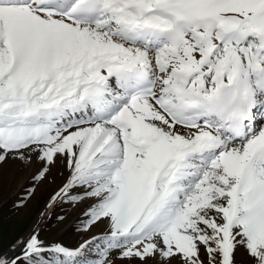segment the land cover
<instances>
[{"label": "snow or ice", "instance_id": "6c2138e0", "mask_svg": "<svg viewBox=\"0 0 264 264\" xmlns=\"http://www.w3.org/2000/svg\"><path fill=\"white\" fill-rule=\"evenodd\" d=\"M54 170L0 264H264V0H0V188Z\"/></svg>", "mask_w": 264, "mask_h": 264}, {"label": "rangeland", "instance_id": "374dc122", "mask_svg": "<svg viewBox=\"0 0 264 264\" xmlns=\"http://www.w3.org/2000/svg\"><path fill=\"white\" fill-rule=\"evenodd\" d=\"M28 174L27 171L19 173L6 171L3 177V185L0 188V203H2L3 216L5 218L6 243L11 242L12 239L21 236L29 230L30 226L40 214L48 197L62 180L58 170H54L50 182L40 187L35 199L30 200L26 207H22L17 211L13 209L12 201L16 199V195L20 192L21 184L25 182V177ZM80 212V208H77L75 211L69 210L70 214L65 222L59 225L50 224L45 229L43 238L47 241L60 240L69 246H78L85 241H91L94 235L99 236L103 226L101 228H94L88 232L75 230L74 221ZM117 264H119V261H117Z\"/></svg>", "mask_w": 264, "mask_h": 264}, {"label": "bare ground", "instance_id": "6f19581e", "mask_svg": "<svg viewBox=\"0 0 264 264\" xmlns=\"http://www.w3.org/2000/svg\"><path fill=\"white\" fill-rule=\"evenodd\" d=\"M18 178V177H17ZM52 185V184H51ZM47 187V186H46Z\"/></svg>", "mask_w": 264, "mask_h": 264}]
</instances>
